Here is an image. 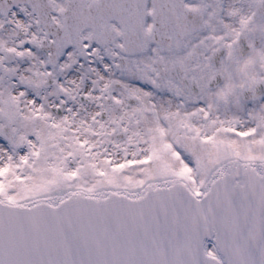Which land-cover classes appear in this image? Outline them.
Listing matches in <instances>:
<instances>
[{"label": "snow or ice", "instance_id": "1", "mask_svg": "<svg viewBox=\"0 0 264 264\" xmlns=\"http://www.w3.org/2000/svg\"><path fill=\"white\" fill-rule=\"evenodd\" d=\"M0 264H264V0H0Z\"/></svg>", "mask_w": 264, "mask_h": 264}]
</instances>
